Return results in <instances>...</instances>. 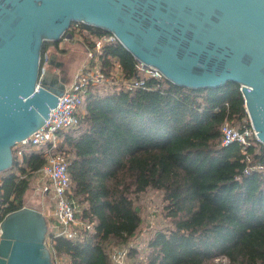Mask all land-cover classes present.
<instances>
[{
  "label": "trees",
  "instance_id": "1",
  "mask_svg": "<svg viewBox=\"0 0 264 264\" xmlns=\"http://www.w3.org/2000/svg\"><path fill=\"white\" fill-rule=\"evenodd\" d=\"M77 25L88 40L110 35L73 23L59 41L43 43L41 69L48 48L59 50ZM98 62L109 80L118 64L123 82L144 78L119 41L107 43ZM123 82L90 87L85 114L62 134L79 219L94 229L73 240L52 238L54 252L65 264H112L113 248L126 246L145 224L138 198L154 190L170 226L155 232L143 256L130 251L133 264H264V145L244 154L237 143L222 144V124L241 126L248 118L241 85L194 90L163 77L130 90ZM45 163L33 151L0 173V224L25 207Z\"/></svg>",
  "mask_w": 264,
  "mask_h": 264
},
{
  "label": "water",
  "instance_id": "2",
  "mask_svg": "<svg viewBox=\"0 0 264 264\" xmlns=\"http://www.w3.org/2000/svg\"><path fill=\"white\" fill-rule=\"evenodd\" d=\"M73 23L114 34L138 63L177 86L241 85L264 145V0H0V173L65 91V73L43 72L41 51ZM0 229V264H53L40 210L12 212Z\"/></svg>",
  "mask_w": 264,
  "mask_h": 264
},
{
  "label": "built area",
  "instance_id": "3",
  "mask_svg": "<svg viewBox=\"0 0 264 264\" xmlns=\"http://www.w3.org/2000/svg\"><path fill=\"white\" fill-rule=\"evenodd\" d=\"M72 32V38L67 36L64 41H72L75 37L74 33L78 35L77 40L86 54L85 64L75 78L66 85L63 95L59 97L57 107L51 111L45 125L13 147L14 160L16 159L19 165L33 151L40 152L46 160L43 167L34 174L33 179L37 180V191L52 204L50 218L47 213H43L48 220L46 245L51 252L53 264H65V260L52 249V238L65 237L73 240L78 238L81 231L94 229V224L79 219L83 208L73 197L69 173L70 161L65 153L60 150V144L62 134L75 129L81 116L85 114L83 103L89 88L110 83L100 67L98 56L107 43L118 41L114 34L100 38L93 37L88 40L82 35L83 32L78 25L73 27ZM116 68L119 70L120 65L118 64ZM137 68L142 72L144 78L123 82L121 77L120 80L117 79L112 83L123 82L127 88L133 90L144 87L149 79L163 78L161 72L154 67H145V65L138 63ZM42 69L43 72L47 70L46 63ZM225 105L226 107L229 106L227 103ZM221 133L223 146L237 143L241 146L244 154H247L249 148L256 142L261 143L249 114L241 126H236L230 120H226L221 126ZM248 162H251L249 158ZM255 169L262 170L263 167L257 166ZM132 249H136V246L131 241L126 246L114 248L111 252L112 264H129V254Z\"/></svg>",
  "mask_w": 264,
  "mask_h": 264
},
{
  "label": "rangeland",
  "instance_id": "4",
  "mask_svg": "<svg viewBox=\"0 0 264 264\" xmlns=\"http://www.w3.org/2000/svg\"><path fill=\"white\" fill-rule=\"evenodd\" d=\"M66 52H68L67 59L71 63V70L75 72L80 68L81 63L84 60L85 54L78 42H74L73 46H71L69 50H66ZM53 69L54 68H51V71ZM120 74V69H117L114 74L115 81L117 79H121L122 76H120ZM114 80H109L110 83L108 84H113L112 82H114ZM104 85L105 84H102L100 86ZM37 189L38 183L37 180L34 178L32 180L31 188L26 195L25 207H32L37 210H40L41 212H45V214L47 213V216H49L50 218L52 204H50L48 199L45 198L41 193H39ZM137 204L142 208V214L144 217L145 224L143 225V229L141 230L139 235L131 242H133L136 246V250L139 252V255L143 256L145 250L147 249L148 242L154 236L155 232L159 229H164L170 226V221L165 218V214L163 211V196L160 192L154 190L148 191L147 193L141 195L138 198ZM50 223L52 222L50 221ZM119 247L117 246L114 248ZM129 264H133V261L130 259V257Z\"/></svg>",
  "mask_w": 264,
  "mask_h": 264
},
{
  "label": "crops",
  "instance_id": "5",
  "mask_svg": "<svg viewBox=\"0 0 264 264\" xmlns=\"http://www.w3.org/2000/svg\"><path fill=\"white\" fill-rule=\"evenodd\" d=\"M82 35L84 36V34L82 33ZM74 39L70 42H61L59 44V50L56 49V46L51 45L48 50L45 53V63L47 65V70H50V74L54 75V74H61L63 75V73H65L67 79H68V83L71 82L76 74L81 70L82 66L85 64L86 62V54H85V50L84 48L81 47L80 43L78 42V35H76V33H74ZM74 42H78L81 49L83 50L84 54V60L82 61L80 68L78 70H76L75 72H73L71 70V63L69 62V60L67 59V54L68 52H61V50H69L71 48V46H73ZM51 68H54L51 71ZM67 83V84H68Z\"/></svg>",
  "mask_w": 264,
  "mask_h": 264
},
{
  "label": "flooded vegetation",
  "instance_id": "6",
  "mask_svg": "<svg viewBox=\"0 0 264 264\" xmlns=\"http://www.w3.org/2000/svg\"><path fill=\"white\" fill-rule=\"evenodd\" d=\"M48 72H50V70H47Z\"/></svg>",
  "mask_w": 264,
  "mask_h": 264
}]
</instances>
